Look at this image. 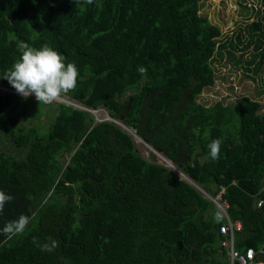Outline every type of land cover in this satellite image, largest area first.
I'll list each match as a JSON object with an SVG mask.
<instances>
[{
	"label": "trees",
	"instance_id": "trees-1",
	"mask_svg": "<svg viewBox=\"0 0 264 264\" xmlns=\"http://www.w3.org/2000/svg\"><path fill=\"white\" fill-rule=\"evenodd\" d=\"M199 10L200 0H0V74L23 48L57 49L78 68L76 87L63 94L104 106L204 192L222 188L228 218L241 225L234 247L253 248L254 264L264 261V113L246 95L197 100L214 84L215 54L235 48ZM246 28L257 49L264 10ZM33 100L0 94V140L8 144L0 148V190L13 197L0 229L30 217L23 233L0 232V264H229L219 231L225 217L213 221L210 199L143 158L120 125L95 122L85 109L61 102L46 130L23 126ZM214 138L216 160L207 148Z\"/></svg>",
	"mask_w": 264,
	"mask_h": 264
},
{
	"label": "rangeland",
	"instance_id": "rangeland-1",
	"mask_svg": "<svg viewBox=\"0 0 264 264\" xmlns=\"http://www.w3.org/2000/svg\"><path fill=\"white\" fill-rule=\"evenodd\" d=\"M263 10L264 0H200L199 13L205 15L211 23L217 25L221 30L223 39L232 40L235 48H231L226 44L222 51V58L215 54L212 62L215 75L214 84L203 89L197 95L198 101L206 105H211L215 101L227 104L235 103L238 98L246 95L251 99L258 100L261 104L260 111L264 113V41L260 47L255 49V44L250 41L246 28L251 22L259 19ZM238 34L239 40L236 37ZM226 50L231 51L232 58H228L225 54ZM2 93L19 95L10 84H0V94ZM127 93L125 92L123 96ZM29 97L35 98L31 95ZM61 102L74 108L88 109L87 111L92 114L95 122L112 120L113 122L116 121V124H121L120 126H123L125 131L132 136L135 148L143 158L163 164L172 169L177 177L194 183L160 151H157L151 145H149L150 149L147 150L143 142L135 136L134 130L124 125L118 118L111 117L102 105L87 108L66 94L59 95L53 102L48 104L33 100L20 117L21 124L23 126L33 125L43 131L46 130L48 123L55 114L56 104ZM7 145L5 138L0 140V148H6ZM199 159L204 161L206 157L200 156ZM202 194L208 199L213 197L210 193L202 192ZM213 204L216 205L214 202Z\"/></svg>",
	"mask_w": 264,
	"mask_h": 264
},
{
	"label": "clouds",
	"instance_id": "clouds-1",
	"mask_svg": "<svg viewBox=\"0 0 264 264\" xmlns=\"http://www.w3.org/2000/svg\"><path fill=\"white\" fill-rule=\"evenodd\" d=\"M141 74L146 72L142 65L137 66ZM78 68L74 62L67 61L66 57L57 49L44 45L39 48H23L20 57L11 67L0 74V78L6 79L15 91L23 98L34 96L39 103L53 102L59 95L72 90L77 85ZM221 140L212 139L208 144V155L212 160L219 158ZM13 199L12 195L0 190V212L7 202ZM223 218V209L216 205L212 219L219 222ZM30 217L24 214L7 222L0 232L9 238L12 235L23 233L28 225ZM34 242L37 238H33ZM52 247H55L53 241ZM47 244L40 245L42 251H52Z\"/></svg>",
	"mask_w": 264,
	"mask_h": 264
},
{
	"label": "built area",
	"instance_id": "built-area-1",
	"mask_svg": "<svg viewBox=\"0 0 264 264\" xmlns=\"http://www.w3.org/2000/svg\"><path fill=\"white\" fill-rule=\"evenodd\" d=\"M222 191V188L220 191L214 195L213 197H210L211 201H213L216 205H220L223 209V215L225 217V221L219 226V231L225 235L224 239L221 241V243L226 247L227 251V257L229 260V264H251L253 262V259L256 255V252L253 248L248 247L244 251H239L234 247V240H233V233L235 230L240 229L241 225L238 221H231L225 211L226 203L224 201H221L220 193ZM263 200L260 199L256 202L257 206L262 205ZM259 254H262L263 251L260 249ZM254 264H264V261L259 259L258 261H255Z\"/></svg>",
	"mask_w": 264,
	"mask_h": 264
},
{
	"label": "water",
	"instance_id": "water-1",
	"mask_svg": "<svg viewBox=\"0 0 264 264\" xmlns=\"http://www.w3.org/2000/svg\"><path fill=\"white\" fill-rule=\"evenodd\" d=\"M86 110H88V109H86ZM114 122H116V121H114ZM118 124V123H117ZM118 125H121V124H118ZM123 129H124V127L123 126H121ZM144 142L145 143H147L145 140H144ZM148 144V143H147ZM158 151V150H157ZM186 180V179H185ZM187 182H189L188 180H187ZM192 186H194L197 190H199L201 193L202 192H204L197 184H195V183H191V182H189ZM204 193H206V192H204Z\"/></svg>",
	"mask_w": 264,
	"mask_h": 264
},
{
	"label": "bare ground",
	"instance_id": "bare-ground-1",
	"mask_svg": "<svg viewBox=\"0 0 264 264\" xmlns=\"http://www.w3.org/2000/svg\"><path fill=\"white\" fill-rule=\"evenodd\" d=\"M135 136H136L140 141L143 142V144L145 145V148H146L147 150L150 149L149 144L145 143L144 140H143L140 136H138V135H136V134H135ZM178 170H179V169H178ZM179 171H180V170H179Z\"/></svg>",
	"mask_w": 264,
	"mask_h": 264
}]
</instances>
